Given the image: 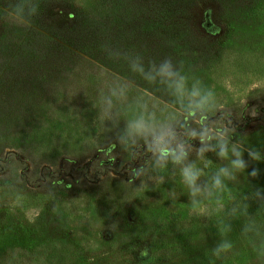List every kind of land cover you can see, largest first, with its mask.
<instances>
[{
    "label": "rangeland",
    "instance_id": "rangeland-1",
    "mask_svg": "<svg viewBox=\"0 0 264 264\" xmlns=\"http://www.w3.org/2000/svg\"><path fill=\"white\" fill-rule=\"evenodd\" d=\"M25 2L0 0V264H210L215 206L193 208L178 173L140 188L130 179L147 149H120L99 95L131 82L120 127L138 105L175 113L106 49L171 59L213 91L207 122L264 151V0H27L36 13L24 26L10 16ZM207 155L210 174L222 162ZM253 167L232 194L264 189V161ZM228 238L233 250L213 264H264L240 222Z\"/></svg>",
    "mask_w": 264,
    "mask_h": 264
},
{
    "label": "clouds",
    "instance_id": "clouds-1",
    "mask_svg": "<svg viewBox=\"0 0 264 264\" xmlns=\"http://www.w3.org/2000/svg\"><path fill=\"white\" fill-rule=\"evenodd\" d=\"M35 13L36 8L26 0L14 9L10 18L27 26V16ZM106 55L123 60L128 71L146 85L145 94L152 88L161 89L175 113L169 119H160L147 106L138 105L120 127L121 120L114 109L117 103L127 99L131 82L110 86L106 93L99 95L101 114L117 129L115 141L120 149L132 159L141 157L139 149H147V158L130 168L131 181L139 180L137 188H140L145 180L163 183L170 171L178 173L193 208L210 202L219 213L216 230L220 238L209 250L210 264L233 250L234 242L228 236L236 221L240 222V236L249 244L257 260L264 262V189L253 190L250 186L248 191L232 194L240 175L252 179L259 175L255 167L246 170L250 163L264 161V151L248 146L233 127L222 122H207L206 115L215 106L213 91L199 79L189 83L181 67L171 59L150 61L146 65L139 54L106 49ZM178 116H187L192 122H183ZM193 142H197V146ZM209 153L222 162L210 174L206 172L213 163L208 159ZM226 193L229 194L227 199ZM250 202L257 205L254 215L249 214Z\"/></svg>",
    "mask_w": 264,
    "mask_h": 264
},
{
    "label": "trees",
    "instance_id": "trees-1",
    "mask_svg": "<svg viewBox=\"0 0 264 264\" xmlns=\"http://www.w3.org/2000/svg\"><path fill=\"white\" fill-rule=\"evenodd\" d=\"M143 261H144L145 264H150L151 263L149 258L148 259L145 258Z\"/></svg>",
    "mask_w": 264,
    "mask_h": 264
}]
</instances>
